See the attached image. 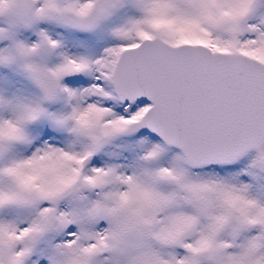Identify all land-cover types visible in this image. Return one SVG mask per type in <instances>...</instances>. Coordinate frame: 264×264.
<instances>
[{"label": "snow or ice", "instance_id": "snow-or-ice-1", "mask_svg": "<svg viewBox=\"0 0 264 264\" xmlns=\"http://www.w3.org/2000/svg\"><path fill=\"white\" fill-rule=\"evenodd\" d=\"M0 264H264V0H0Z\"/></svg>", "mask_w": 264, "mask_h": 264}]
</instances>
